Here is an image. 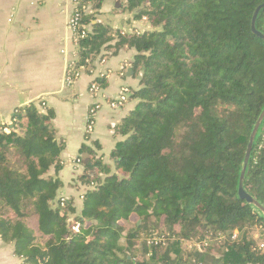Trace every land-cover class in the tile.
<instances>
[{
	"label": "trees",
	"instance_id": "trees-1",
	"mask_svg": "<svg viewBox=\"0 0 264 264\" xmlns=\"http://www.w3.org/2000/svg\"><path fill=\"white\" fill-rule=\"evenodd\" d=\"M103 2H81L90 11L78 66L91 74L134 50L138 104L108 156L98 143L80 149V209L61 196L54 110L18 108L0 126L1 239L22 264H264L249 232L264 242V214L238 193L264 111V39L252 29L264 0H126L124 12L150 27L130 34L98 21ZM256 30L264 36V9ZM244 189L264 207V120Z\"/></svg>",
	"mask_w": 264,
	"mask_h": 264
},
{
	"label": "crops",
	"instance_id": "crops-1",
	"mask_svg": "<svg viewBox=\"0 0 264 264\" xmlns=\"http://www.w3.org/2000/svg\"><path fill=\"white\" fill-rule=\"evenodd\" d=\"M118 1L104 0L100 11L113 14V29L147 30V24L124 12V5L117 10ZM72 12L69 0H0V126L11 124L15 111L30 104L54 110L53 124L65 146L62 170L57 176L64 185L61 196L74 199L78 207L86 188L78 183L83 173V166L76 163L79 151L83 146L96 150L98 143L102 148L99 154L108 156L112 152L117 142L114 127L138 104L132 95L140 89L138 77L142 72L135 75L133 71L137 53L122 50L117 56L97 62L91 74L83 72L73 85H68V66L77 51L69 27ZM98 21L102 22L100 18ZM97 78H105L107 86L95 97L90 88ZM122 89L127 91V101L112 108ZM97 101L101 107L95 116L94 131L87 134L86 118ZM22 263L13 245L0 237V264Z\"/></svg>",
	"mask_w": 264,
	"mask_h": 264
},
{
	"label": "built area",
	"instance_id": "built-area-1",
	"mask_svg": "<svg viewBox=\"0 0 264 264\" xmlns=\"http://www.w3.org/2000/svg\"><path fill=\"white\" fill-rule=\"evenodd\" d=\"M66 1V0H63ZM72 4L73 7V12L71 14V17L69 19V27L71 29L72 32V37H73V42L75 44L76 49L78 48V42L82 39H85L88 36V28L86 25L81 24V18L82 15L84 13H87L90 11V7L88 5H84L81 7V2L82 0H69ZM144 21H146V19H144ZM123 34H130L132 32H136L139 33L141 31H139L137 28L132 29L130 31H122ZM63 54H65V51H62ZM78 53L77 51L75 52L74 58L71 60L69 66H68V71L66 74V83L68 85H73L75 83V81L77 79H79L81 77V75L83 74V72H85V68L84 67H79L78 66ZM101 88L97 85V84H92L91 88H90V92L96 97L98 96V94L100 93ZM127 91L126 89H122L121 90V94L118 97V99H116L115 101H113L111 103V107L112 108H118L119 106H121L123 103H125L127 101V95H126ZM101 104L99 103V101L96 102V104L93 105L92 108L89 109L88 112V116L86 118V133L87 134H91L94 131V127H95V116L98 112V110L100 109ZM6 132L8 131L7 129L5 130ZM77 164H80L81 161L79 159L76 160ZM65 199H62V203L61 205L63 206ZM73 230L77 231V228H74ZM237 237V235L235 234L233 236V239H235ZM259 249L264 251V242L259 244Z\"/></svg>",
	"mask_w": 264,
	"mask_h": 264
},
{
	"label": "water",
	"instance_id": "water-1",
	"mask_svg": "<svg viewBox=\"0 0 264 264\" xmlns=\"http://www.w3.org/2000/svg\"><path fill=\"white\" fill-rule=\"evenodd\" d=\"M125 4V0H119L118 3H117V6H116V9L119 10L123 7V5ZM264 9V4L262 6H260L257 10H256V13L254 15V18H253V24H252V29H253V32L258 35L260 38H263L264 39V36L260 33L257 32L256 30V20H257V17L260 13V11ZM145 70V67H143V71ZM143 73V72H142ZM140 73L139 74V81H141L143 79V74ZM264 120V111L262 112L254 130H253V133L251 135V138H250V143H249V146H248V149H247V154H246V157H245V162H244V166H243V170H242V173H241V178H240V184H239V196L242 200H246L248 204H251L253 206H255L256 208H258L263 214H264V207L259 203L257 202L253 197H251L249 194L246 193L245 189H244V181H245V175H246V170H247V167H248V164H249V160H250V156H251V153H252V150H253V147H254V142H255V139H256V136L258 134V131H259V128L262 124Z\"/></svg>",
	"mask_w": 264,
	"mask_h": 264
},
{
	"label": "rangeland",
	"instance_id": "rangeland-1",
	"mask_svg": "<svg viewBox=\"0 0 264 264\" xmlns=\"http://www.w3.org/2000/svg\"><path fill=\"white\" fill-rule=\"evenodd\" d=\"M126 1V0H125ZM101 19L102 22L105 24V26H107L108 28H112L114 27V23H113V14H102L100 13V16H98V19ZM142 22L146 25L147 24V30L150 29V27L148 26V23L147 21H144V19L142 20ZM122 25V24H121ZM138 29V28H137ZM139 31L141 32H144L145 30L143 29H138ZM127 31H130V30H127ZM64 198V197H63ZM66 199V198H65ZM78 209H80V206L78 205ZM133 222H136L137 221V218H133L132 219ZM250 232V236L252 238H254L257 242L262 243V238L260 236V232L257 231V230H252V231H249Z\"/></svg>",
	"mask_w": 264,
	"mask_h": 264
}]
</instances>
